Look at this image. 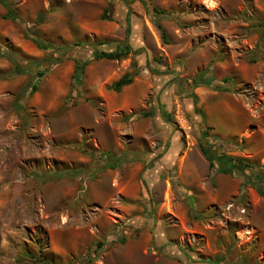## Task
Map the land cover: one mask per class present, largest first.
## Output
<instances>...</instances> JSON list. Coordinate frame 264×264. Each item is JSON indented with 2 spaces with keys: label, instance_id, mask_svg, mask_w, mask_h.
Returning <instances> with one entry per match:
<instances>
[{
  "label": "rangeland",
  "instance_id": "374dc122",
  "mask_svg": "<svg viewBox=\"0 0 264 264\" xmlns=\"http://www.w3.org/2000/svg\"><path fill=\"white\" fill-rule=\"evenodd\" d=\"M261 192L264 0H0V264H264Z\"/></svg>",
  "mask_w": 264,
  "mask_h": 264
},
{
  "label": "trees",
  "instance_id": "16d2710c",
  "mask_svg": "<svg viewBox=\"0 0 264 264\" xmlns=\"http://www.w3.org/2000/svg\"><path fill=\"white\" fill-rule=\"evenodd\" d=\"M161 37L163 38V41H166V33L163 29L160 30ZM43 40L38 39L36 44L39 48L45 49L48 47H51L52 45L48 42H41ZM138 50L133 49L131 45L128 42V33L126 31L125 38L122 41L117 42L116 47L114 50H94L92 52V56L95 59H100V58H106V59H120L130 52H137ZM7 58L13 63V68L12 71L14 73L20 74V73H25L27 70L25 69L24 66L15 63L13 54L11 52H7ZM40 72L37 74V78L39 77ZM132 81V75L128 73H124L121 75L119 78L114 80L111 84L110 87L118 91L120 90L123 86L128 85ZM35 86L33 85L31 87V90L34 89ZM143 115H147L146 112L142 113ZM160 115L165 121H170V116L169 113L161 106L160 107ZM201 152L205 159L209 162V166H213V160L214 156L211 152H209L204 146L200 145ZM219 156H217L218 158ZM230 158L228 156H221V163L219 164L217 171L220 173H227L233 168L239 167V160L234 159L233 161L229 160ZM230 161V162H228ZM264 195V192H261Z\"/></svg>",
  "mask_w": 264,
  "mask_h": 264
}]
</instances>
